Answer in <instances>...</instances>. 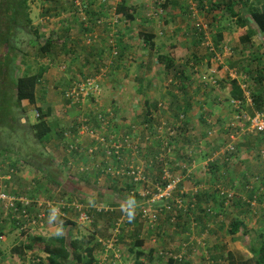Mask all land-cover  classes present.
Masks as SVG:
<instances>
[{
	"label": "crops",
	"instance_id": "0c3cea01",
	"mask_svg": "<svg viewBox=\"0 0 264 264\" xmlns=\"http://www.w3.org/2000/svg\"><path fill=\"white\" fill-rule=\"evenodd\" d=\"M56 1L59 0H55L54 2H52V0H43V9L41 8V10H38V12H41V19L47 21L46 25L39 24L41 27V30L38 29L41 36L40 40L43 38V33L44 37H46V33L48 31V37H46L45 40L51 39L53 42H55V44L48 53L49 57L46 56L44 62L41 64L46 65V67L48 66L49 68L46 70L43 79L36 88L35 104L30 106L26 102H22V108L29 106V108H32L34 111H36L37 108L42 111V104H44V113L47 115L49 114L47 119L54 117V123L55 125L57 124V127H60V130L63 131L71 128L72 132H75L76 121L77 119L81 121V116L93 117V115L97 114L99 109L104 110L101 112H109V110L114 107H118V110L116 116V126L114 127L113 125V130L118 133L121 132V129L125 131L127 127H130L129 124H133L135 126L150 124V126H153L162 120H165L168 123H173V121L177 118L175 117V112L179 110H185L187 104L191 106L193 104L200 106V103H202L203 107L215 106L217 109L216 119H219L220 123L230 120L232 114L231 108L226 106V108L223 110H219L217 107L218 102L216 98H214L211 102H207L206 98L201 101L198 98L196 99L195 103H193L194 98L189 99L188 82L193 81V77L189 78V74L194 73L193 71L197 73L206 70L207 72L208 69H213L214 66L210 62V57L206 58L204 56H200L198 53H196L198 55H195L190 49V34H188L190 30L189 24H202L201 27H203L204 30H206L208 27L206 24L199 22L197 18H192V15L195 14V16H197L198 12H193L190 15L184 13V9H182L181 6L184 7L185 4L182 0H170L171 2L169 5L171 10L169 9V5L165 10L170 11V15L175 19L173 20L171 18V20L174 21L172 24L174 27L168 28L166 36L168 42L164 40L165 44H160V41L158 40V37L162 36L161 33L156 31V24H159V19L154 17L151 19L143 17L142 13L144 8L142 6L141 0H123V6L127 9L130 17H132L134 20L129 21L130 23L127 24L125 22L126 19L124 17H120L119 23L116 24L115 22V25H113L111 22L109 23V19L110 15L113 17L116 16V8L111 10V12L103 11L107 10V7H113L114 5L116 6L119 1L117 0L115 4L113 0H105L106 3L104 1L103 3L106 5L103 4V6H100L101 3H99V1L90 0V3L88 6L86 5L85 8V14L87 13L89 19L87 18V23L85 22L84 26L81 24L80 17H78V14L75 13L70 1L67 2L66 0H62L60 1L61 4L59 7L52 10L50 3H55ZM194 1L197 3L202 2L200 7L201 10L206 9L205 5H207V2H205V0L189 1L190 8L193 5L191 3ZM207 10H209V8ZM191 11H193V9H191ZM65 14H69V16H65ZM102 18L104 19L103 26H101L97 21L101 20ZM164 18L165 19H163L162 22L166 21V15ZM87 24L89 27L84 28ZM47 25L50 27H47ZM211 26L209 25V28H212ZM115 28H117V31H114ZM109 29L113 30L117 35L116 47L118 50H120V54L123 52V57L121 56L120 59H115L112 56V50L108 46ZM193 34L195 35L194 29L193 33L191 34V37L194 38ZM144 36L151 37L145 38ZM88 38L91 39L89 43L87 42ZM170 40H173L174 43H171ZM224 40H226L225 36ZM252 41L253 40L251 39V43ZM157 43L165 50V53L163 50L155 47V44ZM197 44L199 43L197 42L196 45ZM120 48H122V50ZM160 52L163 54H159ZM252 53L255 54V51ZM189 54L190 58L184 60V58L189 56ZM261 54L264 56L262 52ZM158 55H164L168 58L165 62L161 63L160 61H157ZM255 55L256 58L254 57L252 62L258 63L259 59L262 57L259 56V54L258 56L257 54ZM49 58L53 60V63H66L70 70L71 76H56V71L53 68L52 61ZM141 66L143 68H141ZM165 66H168L169 69L165 68ZM102 71H104L106 74L101 80L98 77V83L100 87H102V92L97 100L93 104L90 102L89 106L85 107L81 111H77L80 109L76 106L70 107L63 99L64 92L66 91L65 88H69L70 81L72 79H76L77 77L99 76L102 74ZM136 71L139 73L138 76L135 75ZM151 71H153V73L149 74ZM121 73L122 75H120ZM128 75H130L129 78ZM147 75L153 76L149 77ZM167 75H171L174 80H177L179 85L178 87L170 86L172 88L171 91L166 89L160 91V82ZM60 84L64 85L65 88L63 87V91L56 94V89ZM229 86L231 85L229 84ZM153 87L156 88V92L152 91V89H155ZM201 88H203V86L198 80L197 86H194L193 89L195 92H197ZM60 102H64L65 105L63 107L64 109L66 108V110L63 111V114H61L63 120H61L57 114H54L57 110V107H54L56 109L54 111L51 107L59 104ZM155 104H157V109L154 107ZM159 105H163L164 108H160ZM189 113L199 123V119L197 118V116H200L201 114L199 109H196L194 112L189 111ZM65 116L66 118H64ZM195 126L199 128L197 125ZM149 131L153 132L152 129ZM175 140L173 141L171 148L172 153L168 160L169 172L170 174L172 173V175L175 174L176 177L184 174L185 176L182 178V180L186 178H188V180L192 179L191 186H189L190 189L187 188V190H185L186 196L183 197L184 199H189L190 195L196 196L197 194L199 197H204L203 202L199 204V208L196 210L198 215L195 217V220L196 218L199 219L198 224L200 226L194 225L193 214H191L192 222L190 225L187 222L184 223L185 221L179 218V221L181 220L180 225L175 227L172 226L171 231H169L167 228L169 218H159L154 226L151 222L137 218L136 221L140 224H143L139 226L135 219L131 218L133 213L129 212L127 208L123 207L124 214H122L123 216L120 218L122 225L120 220H116L111 228H106V230H108L110 233V236L112 235V238L109 236L111 238L110 240H112L116 235V226L119 225V234L115 237L117 242L113 245V247L111 245L108 246V242L110 240H98L97 242L89 241L87 243H81L75 239L73 242H78V248H80V250H82V248L79 243L85 245L83 252L79 254V258L75 259V261L68 259L64 264H75L74 262H76V264H165V261H162L161 259L163 256L167 257L168 260L171 259L174 261V257L169 258V256L173 253L175 248L180 250L187 247H190L189 253L191 255H188L186 252L183 254L184 257L179 258V260L182 259L181 261H185L188 264H199L197 253L200 251L196 252L195 250L197 245H200L197 248L201 246L204 248V244H201L202 240L204 242V239H202V234H205L206 237L209 234L213 235V237L209 238V240L207 237L206 242L208 243H206L205 248L213 259L215 256L220 257L217 260H213V264H221V257H225L226 260H223V263L228 264V253L232 254L233 259L236 262L252 257L250 249H252L251 246H255L254 244L256 240V237L252 235V231H255L256 227L260 230L262 229L261 226L257 224L258 221L256 219L260 217V213H262L261 216L264 214L261 210V207L258 206V204H264V181L260 180L259 178L256 181L255 178L258 176L253 179L247 178V176H251V174H260L264 177L263 165L261 163L258 166H254L252 164L250 165L247 162H241L239 164L236 163L237 165H232V169L229 173L230 181L226 180V182L223 181V177L225 176L222 173L226 164L221 162L220 167H213L214 171L217 172L216 174L219 176L218 177L216 175V179L221 180L224 186H229L236 193L235 194L233 192L235 196L233 203L229 206H224L223 208L221 203L214 204L211 199L209 200V197H211V192H213L216 196L213 197L215 198L214 201L217 200V195L213 191V187L210 190H206L205 188L201 187L195 188L198 187L197 184H199V182L196 183L193 181V179L195 180V173L193 170L196 167L199 157H194L193 148L190 149L189 147L184 146L182 143L176 144ZM91 145L92 144L88 140H83V143L80 146L85 148L90 147ZM107 150L108 148L106 147V151ZM180 150L186 152V158L188 160L185 158L179 159L177 157ZM246 150H248V146H246ZM155 153H157L155 150L145 148L143 149L142 155L138 161L145 164L150 170L152 165H149V160L150 157ZM106 159L110 161L109 157H106ZM103 160L104 157L100 158L99 156L93 159L85 157V159H83V165L91 166L97 163L100 164ZM241 160L243 159L241 158ZM257 161L259 163V160ZM119 166L120 165H116L115 168ZM187 172L190 174L187 175ZM210 174L211 172H209L207 176H210ZM77 177H80L79 179L81 181L78 184L81 187H88L89 182L92 180L90 179L92 176L88 174H79ZM71 179L77 180L75 178ZM105 179L110 180L115 189L122 188V186H118L116 182L125 181L128 184L130 183V181L127 179H121L119 181H115L110 177H106ZM207 181L208 184L212 186L210 184L212 181L211 177ZM125 188L128 189L129 186L126 185ZM79 189L75 194L72 195L74 196L78 194ZM136 191L139 193L137 187ZM175 193L177 194V192ZM250 193L257 194L251 197L249 195ZM80 195L85 197L82 193H80ZM236 199H238V201ZM205 200H208V203H204ZM253 201L257 202L255 207L251 206V202ZM209 206H214L212 209L214 216V219H212L213 221H210L208 218L209 215L207 216V214H205L207 212L206 207ZM138 208L139 212L137 216H139V213L142 212L140 204L138 205ZM151 208L153 209L154 207ZM225 210H227V212L233 211L231 216L234 218L229 225L228 232L233 230L232 226H234L233 223L235 222L238 223L237 226H239V231L233 236L228 235L229 237L225 236L223 238L219 234V231L226 227L221 225ZM186 213H188V211ZM226 217L227 216H224V219H226ZM251 218H254L253 222H249ZM261 219L262 220L260 221H264L263 216ZM146 223L149 226H147ZM213 224H216V232H208V229H210L209 227H211ZM205 235H203L204 238ZM187 240H189V243L186 245L185 242ZM132 241L133 243L129 244V242ZM176 242H178L177 246H175ZM94 243L97 244V246ZM139 244H141V247L138 250L136 246ZM172 244L174 248L171 247ZM97 248H99V252H95ZM200 249L201 248H199V250ZM88 250H90L89 253ZM119 250L121 251V254ZM163 250L164 253H161ZM139 252L143 253V256L140 258L137 256ZM129 256H132V258L131 261L128 262L127 259ZM17 261L21 264L28 263L27 258L25 259V256L23 258H17Z\"/></svg>",
	"mask_w": 264,
	"mask_h": 264
},
{
	"label": "rangeland",
	"instance_id": "374dc122",
	"mask_svg": "<svg viewBox=\"0 0 264 264\" xmlns=\"http://www.w3.org/2000/svg\"><path fill=\"white\" fill-rule=\"evenodd\" d=\"M6 1H8L7 7L9 13L12 14L13 12L12 8L14 9L13 2H15V0H6ZM60 1L62 0L56 1L55 3H50L52 10L59 7V5L61 4ZM66 1L68 2L69 0ZM113 1L116 4L117 0H113ZM132 1H136V0H132ZM182 1L185 5L184 7L181 6V8L184 9L185 14L190 15L193 12H198V15L195 17L199 20V22L206 24L208 27L207 32L205 34L206 37H208V42L212 43L213 49L223 60V64L218 66L217 69H213V70L208 69L207 72L206 70H204L197 73L193 71L194 73L189 74V78L193 77V81L188 82L189 98L190 99L194 98L193 103H195L196 99L198 98L200 101L206 98L207 102L209 101L211 102L214 98H216L218 103L222 104V105L218 104L217 107L219 108V110H223L227 106V104H224V101L227 98H229L231 91V86H229L230 83L228 82L229 71L236 70L238 74L240 73L243 76H246L247 79L249 73H251V76H254L255 81L253 82L245 81V85L249 86V89L245 91L244 94L246 95L248 100H250L253 103L252 94H254L255 96H262L258 94H264V56L261 54V52L264 54V36L260 34L257 28L255 27V25L250 22L248 27L243 29L239 28L236 25V20L231 17L230 13L227 12V10L224 7L221 6L220 9L212 8L213 4L218 5L221 3L222 0L221 1L205 0V2H207V5H205L206 6L205 10H201L200 8L202 2L197 3L194 1L191 3L193 5L190 8L189 1L191 0H182ZM258 1L264 3V0H258ZM85 2H87V0H85ZM85 2L84 0H78L77 4L79 8H82ZM170 2H171L170 0H167L168 5ZM43 3H44L43 0H29V11L31 10V12H29V18L31 19L32 24L29 26L30 28L29 27L22 28L20 31L18 32L16 31V33L14 31V35L17 36V39H14V43L17 46L16 47L17 56L16 58L13 59V61L16 62L17 65H19V70L15 71V76H16L15 78L21 77L23 74L25 75L28 72H30L28 73L29 75L32 73L34 74L41 68V66L46 67V65H41L42 59L38 55V49L41 48V46L44 44L45 38L48 37V31L46 33L47 34L46 37H44V33H43V38L40 41L37 40L36 37L33 36L30 32L31 27L36 28L35 30L37 29L41 30L39 24L46 25L47 21L42 20L40 16L41 12H38V10H41V8L44 6ZM141 3L144 8L142 13L143 17L148 18V16H151V18H153L152 3L149 0H141ZM208 8H210V11L207 10ZM169 9H170V5H169ZM191 9H193V11H191ZM235 11L238 14L237 18H239V20L248 19L247 13H245L240 6H236ZM164 12L167 18L166 21L164 22H162V20L165 19L164 17L155 16V18L159 19V24H156L157 25L156 31L162 34L161 37H158L160 44H165L164 40L168 42L166 39L168 28L174 27V25L172 24L174 23L173 20H175L170 15V11H164ZM84 13H85V9H82L80 12H78V16L82 17ZM65 16H69V14H65ZM171 18L173 20H171ZM6 20L7 22L9 21L8 18ZM99 24L103 26V23H99ZM209 25L210 26L212 25L211 26L212 28H209ZM47 27L50 26L47 25ZM88 27L89 26L87 24L84 28H88ZM189 29L190 30L188 34H190L189 35L190 49L194 52L195 55L200 54V56L209 58L208 55L209 53H207L205 48L201 47L200 44L196 45V43L199 42V36L193 34L194 38L191 37V34L193 33V29H195L194 24L190 23ZM218 31L222 32V38L221 41H219V45L216 47L215 42H218L217 41ZM245 32H251L252 35L253 41L249 45H242L239 41L240 36L244 35ZM224 36L226 40H224ZM87 42L89 43L88 40ZM170 42L174 43L173 40H170ZM155 47L160 50H163V52L165 53V50L158 43L155 44ZM229 49L230 52L225 54L224 50H229ZM20 51H22V53H20ZM254 51L255 54H257V56L259 54V56L262 57V58L259 57L260 59L258 63H254L251 61L254 59V57L256 58V55L252 53ZM7 53L8 51L6 50V48L0 45V61L4 59V56ZM159 54H163V53L160 52ZM190 54L189 56H186L184 60L189 59ZM49 59L52 61L53 68L56 71V76H60V75H65L67 77L71 76L70 70L66 63L64 62L53 63V60L51 58ZM62 67H65V71L63 72L60 71V68ZM46 68L48 70L49 67L47 66ZM152 73L153 71H151L149 74ZM11 74H13V71L11 69L7 70L3 74V77H5L6 85L0 88V95H2L3 98L4 97L8 98V96L12 97L11 100L7 99L5 103L2 101L3 99L1 98L2 96L0 97V151L3 149H10V153H8L7 157L0 156V191H5L11 197L15 196V198H21L24 200V202H28L29 209L25 210V212L27 213V218H22V217L19 218L18 216L17 218H15L13 215H11L12 212L10 211L5 212L4 210L0 209V264H21L18 263L17 261L18 257L12 254V250L20 245L26 246L31 244L32 238L42 237L44 239H49V238L55 239V238L64 237L66 239L65 245L67 246L69 253L71 249L69 244L75 239L81 243L82 242L87 243L89 241L97 242L98 240H102V241L110 240L112 238V235L110 236V233L108 232V230H106V228L107 227L111 228V226L114 225L116 220H120L121 216H123L122 214H124L123 207L127 208L129 212L133 213L132 214L133 216L131 218L135 219V221L137 218H140V216H137L139 212V208L138 211H135V207H138L139 204H143L146 206L145 198L144 200H142L141 199L142 197L138 196L137 197L138 199L135 198L137 199V202L133 201L132 199L134 198L135 195H131L130 194L131 190H129V188L128 189L125 188L126 185H129L125 181L118 182V186H122V188L116 189V193H114L109 190L110 188L109 186H111L110 180H106V179H101L97 183L96 179L91 177L90 179L92 180L89 182L88 185L89 188L87 186L81 187L78 184L81 180L79 179L80 177H77V174L66 172L64 170H59L58 168L55 167V162L52 166H50L49 173L47 171V175H44L42 172L38 174V172H36V170H34L32 167H28L24 164L25 159L28 160L29 156L31 157L29 159L30 162L32 161L36 162L37 166L40 163L39 162L40 160L37 161V153L41 151V148L35 146L36 142L31 138L32 132L29 130V126H33L38 121L35 117L37 111L35 112L32 108H29V106L22 108V103L20 108L15 107V104L13 103L15 94L13 93L14 91H11L10 88L11 86L10 81L12 80ZM105 74L106 73L102 71V74L98 76L99 79L101 80L105 76ZM120 75H122V73ZM135 75L138 76L139 73L136 71ZM152 76L153 75L149 77ZM129 77L130 75H128V78ZM80 78L77 77L76 79H80ZM170 79L174 80L171 75L166 76L161 80L160 91L164 89L170 91L172 90L170 86H167ZM198 80L199 82L200 81L206 82V85L205 83H201L202 85H205V87L195 92L193 88L194 86H197ZM256 80L260 81L259 82L260 84L257 83ZM173 84L176 83L173 82ZM177 85L178 84H176V86ZM63 87L65 88L64 85L60 84L56 89V94L61 93V91H63ZM66 89L67 88H65V90ZM100 91H102V89ZM152 91L156 92V88L152 89ZM90 102H91L90 100L86 101L83 105L80 106L79 108L80 110L77 111H81L85 107H88ZM43 105L44 104H42V109L44 111L45 107ZM64 105H65L64 102H60L57 105L51 106L53 108V111L56 110L54 107H57V110L55 111L54 114L55 115L57 114V116L61 120H63L61 114H63V111L66 110V108L64 109L63 107ZM242 107H243V111H246L249 114L252 113L253 104L251 108V105L249 104L248 106V104L244 101ZM59 108L62 110H60ZM196 109H199L201 114H205V118L207 120H206V125H204V124H199L197 120L190 115V113L186 117V119L189 121L192 127H194L195 125L199 127L197 128L195 126L196 128H193L194 131L191 130L192 135L195 133L201 135L203 132L205 134L202 140L198 142H193L192 145H188L190 149L193 148L194 157L196 156L199 157L196 163V167L193 170L195 173V175L194 174L193 175L196 180L195 181L193 179V181L196 183L199 182V184H197L198 187L195 186L194 187L195 188L201 187V188H205L206 190L208 189L210 190L212 189V187L216 189V187L218 186L220 188L222 187L225 188L221 180H219V182L215 181L214 184L210 186L207 180H209L211 176H207V175L209 174V169H213L214 166L220 167L221 162H224L226 160V157L228 155V153H226V148L228 145H232L233 141L229 140L228 138V134L230 133V130L229 129L224 130V127L226 128V126L230 122L226 120L220 123V120L216 119L217 109L215 108V106L203 107L202 103H200V106L193 104L191 111L194 112ZM66 116L64 118H66ZM11 117L16 119L14 125L8 122ZM50 119H47L46 121L53 129V131L59 130L57 124L55 125L54 123V117H50ZM14 127L17 129L16 131L13 130ZM22 137L25 138L23 141L21 140ZM78 137L79 136H75V139H78ZM83 139L88 140L89 142L91 140L90 137L87 136V134L83 135ZM175 142L176 144L181 143L180 135L176 136ZM246 146H248V150H246ZM259 146H260V139L258 137H247L243 139V141L240 143L238 141L237 146H235L236 153L232 156L231 161H233L234 164L247 162L250 165L252 164L254 166H258L260 162L258 163L257 161L259 159L256 155V152ZM29 148L34 149L35 151L30 152L28 150ZM50 149L52 150L50 155L56 157V160L58 162L60 160L59 154H56L57 152L52 148ZM11 152H14L15 156L17 157H13L11 155ZM45 155H47L46 152ZM241 158L243 160H241ZM159 169L160 166L154 164L149 170L150 173L152 172L151 177L155 176L158 178ZM186 174L189 175L190 173L187 172ZM168 175L170 178L176 177L175 174L174 175H172V173L170 174L169 164H168ZM184 176L185 175L183 174L174 179V180L180 179V183L178 185V191L181 189L185 191L187 190V188H189V186H191L192 179L188 180V178H186L182 180ZM229 176L223 177V181L225 182L226 180L230 181ZM251 176L253 175L251 174ZM71 178H75L77 180ZM34 179L40 181L41 183L34 184L32 181ZM78 189H79L78 194L73 196L72 194H75ZM117 190H119L118 193ZM142 191L145 190L139 188L140 194L142 193ZM147 191L154 193L155 190L153 188V185L149 184ZM80 193L84 194L85 197L81 196ZM118 195L128 200L125 203L128 204L138 203V204L136 206L133 205L132 208L129 209L128 205H125L122 199L121 200L118 199L119 198ZM210 195L211 197H209V200L211 199L214 202L213 197L216 196L214 195L213 192H211ZM189 197H190L189 199H184L180 203L182 208L185 209V211L184 210L179 211L176 208H173V206L175 207L180 205L178 204L179 203L178 201L176 202L177 194L174 193L172 199L169 202L170 206L173 208V214H169L167 213V211H163L159 215V218L161 219L169 218L167 225L169 231H171L172 226L175 227L180 225L181 220L179 221V218L185 221L184 223L187 222L189 225L192 222L191 213L189 212L186 213L188 211V208L191 207L192 209L194 208L197 209L199 208V204L202 203L203 201L197 202L195 196L190 195ZM61 203L66 206L65 209H62ZM72 204L78 206L77 210H80L78 214L84 213L86 210L89 214V220L81 221L80 219L82 216L78 217L77 213L75 212L76 210L72 207ZM164 205H165L164 201L157 202L156 204L158 210H163ZM213 207L214 206H209L206 210L208 209L212 210ZM106 208L109 210H115L114 213L112 214L113 216L106 215L104 213H101L103 216H99L96 213L97 211L99 212V210L101 212H105ZM261 210L264 213V204L263 207H261ZM232 212L233 211L227 212V210H225V214H223V222L221 223V225L226 227L223 228V230L219 231V234L223 238L225 236L229 237L228 228L232 220L234 219L231 216ZM261 214L262 213H260V217L256 220L258 221L257 224L260 225L262 229L260 230L259 228L256 227L255 231L254 230L252 231V235L256 237L254 244L255 246H258L260 240L259 236L264 233V221H260L262 220L261 219L262 216L264 220V214L262 216ZM41 215L44 216V219L41 220L40 223H38L37 220L41 217ZM224 216H227L226 219H224ZM10 218L11 219L15 218L17 224L15 223L13 224ZM26 219H30V222L23 224L22 223L23 220ZM33 219L36 220L35 223H33L32 221ZM253 219L254 218H251L249 222L251 221L253 222ZM137 224H139V226L143 225L138 222ZM146 225L149 226L147 223ZM209 228L210 229H208V232H216L215 230L216 224H213ZM22 234L24 235L22 236ZM203 235L205 234H202V239H204V242L202 240L201 244H204V248L201 246L199 247L201 248L199 250V248L197 247L200 245H197L195 250L196 252L200 251L197 253L199 264H206V260L210 257L212 258L210 253L205 248H206V243H208L206 242L207 237L209 240V238H212L213 235L209 234L207 235V237L205 235V238L203 237ZM81 243L79 244L82 250L78 251V254H81L83 252V248L85 247V245ZM132 243L133 241L129 242V244ZM177 243L178 242L175 243V246H177ZM188 243L189 240L185 242L186 245ZM95 245L97 246V244ZM43 247H44L43 245H39V246L35 245L32 251H26L24 256L25 259L27 258V262H28L27 264H47L46 261L47 256L41 250ZM171 247L174 248L173 244L171 245ZM189 248L190 247H187L185 249L182 248L180 250L175 248V250L173 251L174 254L172 253L174 256L171 254L169 258L174 257V259L179 260V258L184 257L183 254H185L186 252L188 253V255H191L189 253ZM164 250L161 253H164ZM99 251H100L99 248H97L95 252H99ZM131 258L132 256L131 257L129 256V258L127 259L128 262L131 261ZM218 258L220 257L215 256L213 260H217ZM71 259L73 260V258ZM167 260H168L167 257L164 256L162 257V261L166 262ZM223 260H226V258L221 257V264H224ZM74 263L76 264V262Z\"/></svg>",
	"mask_w": 264,
	"mask_h": 264
},
{
	"label": "trees",
	"instance_id": "16d2710c",
	"mask_svg": "<svg viewBox=\"0 0 264 264\" xmlns=\"http://www.w3.org/2000/svg\"><path fill=\"white\" fill-rule=\"evenodd\" d=\"M54 1L55 0H52V2H54ZM69 1L72 4L75 12L78 13L79 10L75 8V3H74L75 0H69ZM89 1L90 0H87V2H85V0H84V2H85L84 6H83L84 9L86 8V5L88 6V4L90 3ZM97 1L102 2L100 4V6H103V4L106 3L105 0H97ZM103 1L105 3H103ZM118 1H119V3H117L116 6L114 5L113 7H107V10H105L103 12H111V10L116 8L115 9L116 16L113 17L112 15H110L109 23L111 22L113 25H115L114 22H116V24H118L119 18L124 17L126 19L125 22L128 24V23H130L129 21H133L134 19L132 17H130V14H128L127 9L123 6V3H122L123 0H118ZM28 2H29V0H15V2H13L14 3V9L12 8L13 12L11 14V13H9V10L7 7L8 1L0 0V45L2 47H5L6 50L8 51V53L5 54L4 59L0 61V88L2 86L6 85L5 77H3V74L7 70L11 69L13 71V74H11L12 80L10 81V83H11L10 88H11V91H14L13 93L15 94L13 103L15 104L16 108H20L22 102H26L30 106L35 104V102H36V97H35L36 88L40 84V82L43 79L44 74L46 73V70H47L46 67L41 66V68L37 72H35L34 74L32 73L29 75L28 73H30V72H28L25 75L23 74L21 77L15 78L16 77L15 71L19 70V65H17V63L13 61V59L16 58V56H17L16 55V52H17L16 47L17 46L14 43V39H17V36L14 35V31L16 33V31L18 32L22 28L29 27L32 24L31 20L29 18V14H28ZM167 6H168L167 2L162 6L164 11L167 9ZM221 6L224 7L227 10V12L230 13L231 17L236 20V25L239 28L243 29V28L248 27L249 22H250V23H253L255 25V27L257 28L258 32L264 36V3H261L258 0H222L221 3L218 5L213 4L212 8L220 9ZM236 6H240L244 10V12L247 13L248 19L239 20V18H237L238 14L235 11ZM208 11H210V8ZM8 15H10V16H8ZM84 17L88 18L87 13H86V16H84ZM84 17H80V22L83 26L85 24V22L83 21ZM7 18L9 20L8 22L6 20ZM97 21L99 23H103L104 19L102 18L101 20H97ZM95 25H97V24H95ZM35 29L36 28L31 27L30 32L33 36L36 37L37 40L40 41V38H41L40 32L38 31V29L37 30H35ZM114 31H117V28H115ZM114 31L109 29L108 46L112 50V56L115 59H120L121 56L123 57V52H122V54H120V50H118L116 47L117 46V43H116L117 35L115 34ZM201 36H203V35H201ZM217 36H218V40H217L218 42H215L216 47L219 45V41H221L222 32L218 31ZM142 37H143V35H142ZM144 37L150 38L151 36H149V37L144 36ZM239 39H240L239 41L242 45H249L251 43V39H252L251 32H245V34L241 35ZM87 40L89 42L91 41L90 38H88ZM54 44H55V42H53L51 39H47V40H44V44L41 46V48L38 49V55L42 59V63L44 62V59L46 58V56L49 57L48 53H49L50 49L54 46ZM152 47H153V45H152ZM120 49L122 50V48H120ZM123 51H125V50H123ZM20 53H22V51H20ZM167 58H168L167 56L158 55L157 61H160L161 63H163L166 61ZM141 68H143V67L141 66ZM165 68L169 69L168 66H165ZM64 70H65V67H64ZM249 76H248V79L246 81H252V82L255 81L254 76H251V73H249ZM84 77H90V76H84ZM84 77H82V78H84ZM256 82L259 83L260 81L256 80ZM240 88L241 87L239 84L232 82L229 98H227L224 101V104H227V107L229 106L231 108L232 114H233V109H232V106L230 104L231 101H240V102H242V104H244L243 91ZM248 89H249V86H246L245 91H247ZM258 95H262V96H255L254 94H252V96H253V98H252L253 99L252 111L264 112V94H258ZM1 96L2 95H0V97ZM1 98H3V96ZM63 98H65V94L63 95ZM7 99L11 100L12 97L11 96H8V98L4 97L2 99V101L5 103L7 101ZM88 100H90L91 103L93 104L97 100V98L95 96L91 95L88 97ZM65 101L68 103V105L70 107L73 106L71 101H67V100H65ZM82 103L83 102L77 103V106H80ZM218 104H221V103H218ZM242 104H241V106H239L240 110H243ZM154 107H155V109H157V104H155ZM191 109H192V106L187 104L185 110H179V111L175 112L176 113L175 117H177L176 119L181 117L180 124H178V125L166 124V127L168 128L169 131L173 130L177 133V135L181 136V143L187 147H189L188 145H192L193 142H198V141L202 140L204 135H205L204 132L201 135H198L196 133L193 135L191 134V132H192L191 130L194 131L193 128H196L195 126L192 127L191 124L189 123V121L186 119V117L188 116L189 111H191ZM99 110L97 111L96 115H93V117L81 116L82 121L77 119L75 132H72L71 128H68V129L62 131V130H60V127H58L59 130L53 131V129L50 127V125L46 121L47 118L49 117L48 116L49 114L47 115L44 113L43 110L41 111L39 108H37V111L39 113L38 121L33 126H29V130L32 132L31 138L36 142L35 146H38L41 148V151H39L37 153V161L40 160L39 161L40 163L37 166L36 162H33V161L30 162L29 159L31 157L28 155L29 159L28 160L25 159L24 164L28 167H32L34 170H36V172H38V174H40V172H42L44 175H47V171L49 173L50 166H52L55 162V167L58 168L59 170L71 172V173L77 174V176L79 174H82V175L88 174V175L92 176V178H95L97 183L101 179H105L106 177H108L106 175V170L110 167V165L105 160L101 161L100 164L97 163V164H94L91 166H84L83 165V159H85V157L91 158V159H93L95 157L97 158L98 156L100 158H103V157L106 158V155H105L106 147H107V145L110 144V143L108 144V141H109V137L111 135V129H110L111 127H110V124H109L107 119L116 118L118 107H114V108L110 109L109 113L101 112V111H104L102 109H99ZM232 114H231V118H232ZM197 118L199 119V124L206 125L207 119L205 118V114H200V116H197ZM231 118L229 120L230 123H231ZM8 122L11 123L12 125H14L16 122V119L11 117ZM84 123H85L84 127L86 128V132L88 133V135H95V136L101 137V139H103V144H104L103 146H101L100 148L97 145L92 146L96 143L91 141V140H90V143L92 145L90 147L82 148L80 146L83 143V140H85V139H82L80 142H78L75 139V134H77V132L80 129H82ZM129 126L130 127H127L125 131H123L121 129L120 130L121 132H119V136H118L117 140L122 145H124L126 142H127L126 145H128L129 141L127 140V137L130 134H134L135 133L134 131H138V129L136 128L137 126H135L133 124H129ZM13 130L16 131L17 129L14 127ZM224 130H226L225 127H224ZM103 131H105L104 134H102ZM24 139L25 138L22 137L21 140L23 141ZM173 141L171 143V146L173 145ZM116 142L117 141H115L114 143H116ZM50 148L55 150L57 152L56 154H59L60 160L58 162L56 160V157L50 155V153L52 152V150ZM28 150L30 152L35 151L34 149H31V148H29ZM45 152L47 155H45ZM8 153H10V149H3L0 151V156L1 157L2 156L7 157ZM235 153H236V148H235V152L228 153L226 160L224 161V163L226 164L224 166V169L222 172L224 176H229V173H230L229 171H230V169H232V165H234L233 161H231V158ZM11 155L13 157H17V156H15L14 152H11ZM127 156L130 158L132 157L129 152L127 153ZM177 157L179 159L185 158L186 160H188L186 158V152L182 151V150H180L178 152ZM117 160L118 159H116V164H118V163L121 164V162L117 161ZM128 161H129V158H128ZM121 168H122V166L120 165L119 167L115 168V170L117 172L123 171V169H121ZM124 172L129 173V170L125 169ZM209 172H211V174H212V175H210L211 179H212L210 184L213 185L215 181L219 182V179H216L217 177H215L217 175L216 174L217 172H215L214 169H209ZM142 175L144 177L143 179L144 180L146 179L148 184L153 185L154 189L156 186L161 187V188H165L168 184V181L161 180V177H159V178H157L155 176L151 177V173L147 167H144ZM252 175L253 176H247V178L253 179V178L258 176L257 178H255L256 181L258 180V178L260 180L264 181L263 180L264 177L262 175H260V174H252ZM47 178H48V176H47ZM121 179H129V178L125 174L121 173V175H120V173H119L117 181H119ZM24 180H26V179H24ZM32 181L34 184H40L41 183L40 181L35 180V179ZM48 183H49V181H48ZM116 183L118 184V182H116ZM131 185H133V186H131ZM111 186L112 187H110L109 190L116 193V189L113 187L112 184H111ZM128 186H129V189L134 188L133 182H130ZM146 186H147L146 184H142V183L135 184V188L140 187V189L142 188V190H147ZM224 187H225V188H223L224 190L235 193V191H233V189H231L229 186H224ZM247 190H249V189H247ZM213 191L217 195V200L214 201L213 203L214 204H217V203L220 204L221 203V206L224 208V206H226L225 205L226 200L224 198H221L218 196L219 191L217 189H215L214 187H213ZM118 192H119V190H117V193ZM256 194L257 193H250L249 195L252 197ZM138 196L139 195L136 194L132 200L137 202ZM118 197H119L118 199L119 200L122 199L124 203L126 201H128L125 198L120 197V195H118ZM195 197L197 199V202L204 200L203 199L204 197H199L198 194ZM135 198H137V199H135ZM234 199H235V196L230 201L228 206L233 203ZM236 200L238 201V199H236ZM159 202H162V201H159ZM206 202L208 203V200L204 201V203H206ZM137 204L136 203H133V204L125 203V205H128L129 209H131L133 205L136 206ZM153 207L158 209L156 205H154ZM207 208L208 207H206V209ZM26 210H28V209H26ZM196 210H197L196 208L192 209L190 207L188 212L194 215V217H193L194 225L198 226L199 225L198 224L199 219L196 218V220H195L196 215H198L197 213H195ZM135 211H138V207H135ZM202 211H204V210H202ZM21 212H22L21 206L18 205L17 211L12 212L11 215H13L15 218H17V216L21 217L22 216ZM113 213L114 212H111V211L105 212V214H107V215H112ZM205 214H207V216L209 215L208 218L210 221H213L212 219H214V216H213V212L211 209H208ZM139 216H140V214H139ZM15 218H12V219L10 218V220H12L13 224L14 223L17 224L15 221L16 220ZM29 222H30V219H26V220H23L22 223L24 224V223H29ZM233 224H234V226H232L233 230H230L228 232V235H230V236L235 235L239 231V228H238L239 226H237L238 223L235 222ZM23 235L24 234H22V236ZM259 239L260 240H259L258 246H251V248H252V249H250L251 254H252L251 258H248L245 260H240L239 262H236L233 259L232 254L228 253L227 254L228 264H264V233L259 236ZM65 242H66V239L62 238V237L55 238V239L54 238L44 239L42 237L32 238L31 244L26 245V246L20 245V246L14 248L12 250V254L17 256L18 258H23L26 251H32L35 245H37V246L43 245L44 247L41 250L47 256V258H46L47 264H64L65 262H67L68 259L73 258V260H75V259L79 258V254L77 253L80 250V248H78V242L72 241L69 244V246L71 247L70 253H69V250H67L68 248H66L67 246L65 245ZM140 247H141V244L136 246V248L138 250ZM86 251H87V248H86ZM89 252H90V250H88V253ZM137 256H138V258H140L143 256V253L139 252L137 254ZM181 260L182 259H180L179 261L174 259V261H173V260L169 259L167 262H165V264H188L187 262L181 261ZM209 260L213 261V258L210 257Z\"/></svg>",
	"mask_w": 264,
	"mask_h": 264
},
{
	"label": "built area",
	"instance_id": "2783aa9c",
	"mask_svg": "<svg viewBox=\"0 0 264 264\" xmlns=\"http://www.w3.org/2000/svg\"><path fill=\"white\" fill-rule=\"evenodd\" d=\"M77 1L78 0H75L74 2L76 6H78ZM149 1L153 5H155L157 8L155 15H157L158 17L163 16L164 11H163L162 5L164 4L165 0H149ZM197 29L201 32H204V28L201 26H197ZM201 45L206 47L209 53L214 54V61L219 62L222 60L219 57V55L215 52V50L213 49V45L210 42H208V37H206L205 34H204V40ZM224 52L225 54H227L230 52V49L224 50ZM229 79L232 82H237V84H239L241 87L240 89L245 94V89H246L245 81L247 80L246 76L238 75L236 70H231L229 71ZM99 93H100V88L97 83V80L96 79H86L81 82L74 83L71 92H68L65 95V98L77 104V103L84 102V100L88 99V97L91 95L97 97ZM244 96H245V101L250 104L251 101L246 98V95ZM230 104L233 109V114L231 118V123H229L226 126V130L228 129L230 130V133L228 134V138L229 140H232L233 143L232 145L227 146L226 153L235 152V146H237L238 141L240 143L243 141V139L247 137H258L260 139V146L257 150L256 155L259 158V162L264 167V113L254 112L253 114H248L247 112L239 109V106H241L242 104V102L240 101H231ZM99 141L103 144V139H100ZM122 147H123L122 144L117 141L116 143L112 145L110 149H113L114 153L118 154V151H120ZM106 152L110 154L109 150H107ZM121 169H123V171L119 172L120 175L121 173L125 174L126 176L131 178L135 184H139V183L146 184L147 185L146 187L148 188L149 184L146 181V179L145 180L143 179L144 177L142 175V170L140 168H134L131 166V167H122ZM125 169H128L129 173L124 172ZM118 174L116 173L117 176ZM162 180L168 181V184L165 188L156 186L154 189L155 190L154 193H151L145 190V191H142V193L140 194L142 198L146 199V204H147L146 208H144L141 212V219L151 222L153 224H156V221L159 215L163 211L173 213L172 207L170 206L169 202L172 199L173 194L176 191H177L176 202L178 201L179 202L178 204H180L184 200L183 197L186 196V192L183 189L179 191L177 189L180 183V179L171 180L168 177L167 172H164V177L162 178ZM216 189L219 191L218 196L221 198H224L226 200L225 205L228 206L230 201L234 198L233 192L224 190L223 187L220 188L219 186L216 187ZM159 201L165 202V205L163 206V210L152 209L151 207L156 205L157 202ZM18 205H20L22 209L21 217L27 218V213L25 212V210L29 209V203L24 202V200L21 198L16 199V198L10 197L8 196V194H6V192L0 191V209L1 210H4L5 212H8V211L16 212L18 209ZM256 205L257 204L255 201L251 202L252 207H255ZM61 207L64 209L66 206L61 203ZM72 207L75 208L76 210L78 209V206H75V204H72ZM175 207L179 211H182V210L185 211V209L182 208L181 204ZM77 211L80 212V210H77ZM79 216H82L80 219L81 221L89 220V216L87 215V213H80ZM43 219H44V216L41 215V217L37 220V222L40 223V221ZM32 221L33 223L36 222L35 219H33ZM115 233L116 235L113 237V239L108 242V246L111 245L113 247V245L116 244L117 240L115 239V237L119 234V225L116 226ZM206 264H213V261L209 260L208 258L206 260Z\"/></svg>",
	"mask_w": 264,
	"mask_h": 264
},
{
	"label": "clouds",
	"instance_id": "9594fccd",
	"mask_svg": "<svg viewBox=\"0 0 264 264\" xmlns=\"http://www.w3.org/2000/svg\"><path fill=\"white\" fill-rule=\"evenodd\" d=\"M167 2V0H165V2H164V4ZM163 4V5H164ZM162 5V6H163ZM152 6H153V8H152V14H153V17L155 18V16L156 17H158L157 15H155V12H156V10H157V8H156V6L155 5H153L152 4ZM79 6H76L75 5V8L76 9H78L79 10V12L82 10V9H84L83 7L81 8V10H80V8H78ZM163 8V7H162ZM163 11H164V9H163ZM29 2H28V14H29ZM75 13H77V12H75ZM78 14V13H77ZM84 16H86V14L84 13L83 14V16L82 17H84ZM165 16V12H164V15L163 16H160V17H164ZM193 16V15H192ZM148 18L149 19H151V16H148ZM192 18H196L195 17V14H194V16L192 17ZM31 20V19H30ZM83 21L84 22H86L87 23V18L86 17H84L83 18ZM202 24H199V25H194V27H195V29H194V31H195V35H197V36H199V44H200V46L201 47H203V48H205V50L207 51V53H209L208 52V49L206 48V47H204V46H202L201 44H202V42H203V40H204V34H206V32H207V29L206 30H204V32H201V31H199L198 29H197V26H201ZM201 35H203V36H201ZM201 36V37H200ZM212 44V43H211ZM209 55V57H210V62H211V64L214 66V68L213 69H217V67L218 66H220V65H222L223 64V60H221V61H219V62H217V61H214V54H212V53H209L208 54ZM211 70H213L212 68H210ZM60 71H65L64 70V67H62V68H60ZM237 74H238V72H237ZM238 75H242V74H238ZM167 76H169V75H167ZM166 77V76H165ZM164 77V78H165ZM204 78V77H203ZM228 78H229V76H228ZM86 79H96L97 80V83H98V76H90V77H84V78H80V79H72L71 81H70V85H69V88L68 89H66V91L64 92V94L66 95L68 92H71V90H72V88H73V84L74 83H76V82H81V81H83V80H86ZM205 79V78H204ZM203 81H206V80H203ZM173 82H175L176 84H178L179 85V83L177 82V80H172V79H170L169 80V82H168V84H167V86H174V87H178V85L176 86V84H173ZM228 82L231 84L232 83V81L229 79L228 80ZM201 83H205V85H206V82H201L200 81V84ZM236 84H237V82H235ZM98 85H99V83H98ZM202 85V84H201ZM205 85H202L203 86V88L205 87ZM99 88H100V90H101V87H100V85H99ZM101 92L102 91H100V93H99V95L96 97V98H98L100 95H101ZM247 98V97H246ZM64 100H67V101H71V100H69V99H66V98H63ZM190 99V98H189ZM243 99H244V101H245V96H244V92H243ZM248 99V98H247ZM86 101H88V99H86V100H84V102L81 104V105H83ZM72 102V101H71ZM246 102V101H245ZM247 104H248V106H249V103L248 102H246ZM72 105L73 106H76V107H78V108H80V106H77V104L76 103H74V102H72ZM250 105H251V108H252V102L250 103ZM159 107L160 108H164V106L163 105H159ZM37 111V110H36ZM35 111V112H36ZM110 111V110H109ZM38 112V111H37ZM36 112V115H35V117H36V119L38 120V118H39V113H37ZM246 112V111H245ZM253 113L255 112V111H252ZM105 113H109V112H105ZM252 113V114H253ZM264 113V112H263ZM249 114V113H248ZM180 120H181V117H179L178 119H176V120H174L173 121V123H168L167 121H165V120H162V121H160V122H158L157 124H154L153 126H150V124H144V125H141V126H137L136 128L138 129V131H134L135 133L134 134H130L128 137H127V139H128V141H129V144L128 145H126V144H124V145H122L123 147H122V149L120 150V151H118V154H115L114 153V150L113 149H110L111 147H112V145L114 144V142L115 141H118L117 139H118V136H119V133L118 132H115L114 130H113V125H114V127L116 126V118H109L108 119V122H109V124H110V129H111V135H110V137H109V141H108V144L109 145H107V148H108V150L110 151V154H108L107 152H105V155H106V157H109L110 158V161L109 160H107L106 158H104V160L106 161V162H108L109 163V165H110V167L106 170V175L108 176V177H110L111 179H113V180H115V181H117V179H118V176L116 175V173L118 174L119 172H117L116 170H115V166L116 165H121L122 167H134V168H140L141 170H142V173H143V170H144V167H146V165L145 164H143L142 162H139L138 161V159L140 158V156L142 155V151H143V149H145V148H149L150 150L151 149H153V150H155L157 153H155L154 155H152L151 157H150V160H149V165H154V164H156V165H158V166H160V169H159V174H161L160 175V177H161V180H162V178L164 177V172H167V174H168V160H169V158H170V156H171V153H172V150H171V148H172V146H171V143H172V141L173 140H175L176 139V136H177V133L175 132V131H173V130H168V128L166 127V124H169V125H178V124H180ZM81 121H82V118H81ZM84 125H85V123L83 124V127H82V129H80L78 132H77V135L75 134V136H79L78 137V139H76L78 142H80L82 139H83V135L84 134H87V136H89L90 137V139H91V141H93V142H95L96 144H94V145H92V146H95V145H97L99 148L101 147V146H103L104 144H102L99 140L101 139V137H98V136H95V135H88V133L86 132V128L84 127ZM150 129H152L153 130V132H150L149 130ZM141 132H142V134H141ZM169 132V133H168ZM105 133V131H103L102 132V134H104ZM141 134V135H140ZM113 138V139H112ZM158 147V148H157ZM130 153V155L132 156L131 158L130 157H128L127 156V153ZM128 158H129V161H128ZM116 159H118L117 161H120L121 162V164H116ZM151 166V167H152ZM108 170H109V172H108ZM161 172V173H160ZM168 177H169V175H168ZM129 178V177H128ZM170 178V177H169ZM175 178H177V177H173V178H170L171 180H174ZM124 180H126V179H124ZM127 180H129L130 182H133L132 181V179L131 178H129V179H127ZM133 184H134V186H135V183L133 182ZM140 188V187H139ZM139 188L137 187V190H139ZM178 189V188H177ZM129 190H131V192H130V194L131 195H136V194H138L139 195V197H140V193H137V191H136V188L134 187V188H131V189H129ZM136 191V192H135ZM5 192V191H4ZM7 194V193H6ZM8 196H10L9 194H8ZM11 197V196H10ZM13 198H15V196H12ZM16 199H19V198H16ZM142 200H144V198H141ZM145 204H146V199H145ZM256 204H257V202H256ZM141 205V210H143L144 208H146V206H147V204H146V206L145 205H143V204H140ZM258 206L259 207H262L263 206V204L262 205H260V204H258ZM173 208H176V207H174L173 206ZM173 208H172V210H173ZM63 209V208H62ZM65 209V208H64ZM75 209V208H74ZM154 209V208H153ZM177 209V208H176ZM76 210V209H75ZM77 211V210H76ZM107 211H111V212H113L114 210H109V209H107L106 208V210H105V212H107ZM78 212V211H77ZM76 212V213H77ZM105 212H101L100 210H99V212L97 211L96 213L98 214V215H100V216H103L101 213H104L105 214ZM84 213H87V215L89 216V214H88V212L85 210V212ZM167 213H169V212H167ZM169 214H173V213H169ZM77 215H78V217H79V214L77 213ZM107 215V214H106ZM63 217H64V215H63ZM140 218H141V212H140ZM158 219H159V217H158ZM158 219H157V221H158ZM157 221H156V223H157ZM121 225H122V221H121ZM155 224H153V226H154ZM153 226H152V228H153Z\"/></svg>",
	"mask_w": 264,
	"mask_h": 264
}]
</instances>
